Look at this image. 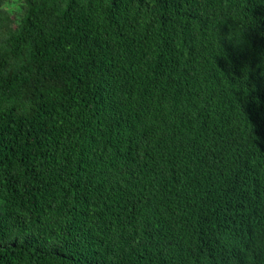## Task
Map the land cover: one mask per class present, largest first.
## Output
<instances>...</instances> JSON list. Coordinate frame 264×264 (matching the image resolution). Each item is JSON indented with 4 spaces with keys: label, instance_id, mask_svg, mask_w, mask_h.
<instances>
[{
    "label": "trees",
    "instance_id": "trees-1",
    "mask_svg": "<svg viewBox=\"0 0 264 264\" xmlns=\"http://www.w3.org/2000/svg\"><path fill=\"white\" fill-rule=\"evenodd\" d=\"M13 2L0 264L264 256L249 201L264 197L262 0Z\"/></svg>",
    "mask_w": 264,
    "mask_h": 264
},
{
    "label": "clouds",
    "instance_id": "clouds-1",
    "mask_svg": "<svg viewBox=\"0 0 264 264\" xmlns=\"http://www.w3.org/2000/svg\"><path fill=\"white\" fill-rule=\"evenodd\" d=\"M264 3V1L262 0ZM261 187H256L253 189V192L249 198L250 201V207L253 208L254 213L251 214V217L254 218L256 217V213L259 215V217L262 215V218H264V197L261 195ZM253 197V198H252ZM259 241L258 243L261 244L262 249L264 250V223L260 224L259 228V233H258ZM232 245L234 246L235 253H238V246L236 242L241 246L242 242L240 241V238L238 235H234L232 238ZM247 245H242V251L241 254H245V258L243 263L244 264H264V256L258 257V256H253L249 253H246Z\"/></svg>",
    "mask_w": 264,
    "mask_h": 264
},
{
    "label": "rangeland",
    "instance_id": "rangeland-1",
    "mask_svg": "<svg viewBox=\"0 0 264 264\" xmlns=\"http://www.w3.org/2000/svg\"><path fill=\"white\" fill-rule=\"evenodd\" d=\"M14 0H4V5L2 7L6 9H13L15 8L16 4L13 2Z\"/></svg>",
    "mask_w": 264,
    "mask_h": 264
}]
</instances>
